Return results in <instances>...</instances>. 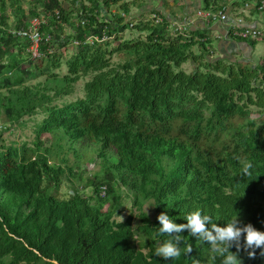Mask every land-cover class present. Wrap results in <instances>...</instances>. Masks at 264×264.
Instances as JSON below:
<instances>
[{"label":"trees","instance_id":"16d2710c","mask_svg":"<svg viewBox=\"0 0 264 264\" xmlns=\"http://www.w3.org/2000/svg\"><path fill=\"white\" fill-rule=\"evenodd\" d=\"M32 1L44 7L48 25L41 31L52 35L40 44L53 50L39 69L21 66L37 57L25 52L29 41L4 28L7 5L15 24L26 25L22 1L0 0L4 119L44 113L32 143L0 137V264H223L209 242L188 229L180 233L181 256L156 255L172 239L159 232L161 212L187 223V215L202 209L219 225L238 215L237 226L264 230V57H222L205 33L173 32L157 12V22L123 23L134 0H70V9L60 0ZM113 4L118 12L108 15L104 7ZM41 13L30 8L28 17ZM63 25L69 26L64 34ZM129 25L138 35L123 38ZM96 36L101 40L89 41ZM69 43L74 49L65 73L54 72L59 48ZM113 55L121 58L113 62ZM32 71L45 78L25 82ZM83 76H89L83 96L55 102ZM85 162L92 167L83 169ZM63 178L71 183L67 198L55 194ZM86 188L88 196L81 193ZM126 199L132 210L118 219ZM236 243L230 250L242 264H264V246L249 256L244 234L239 249Z\"/></svg>","mask_w":264,"mask_h":264},{"label":"rangeland","instance_id":"374dc122","mask_svg":"<svg viewBox=\"0 0 264 264\" xmlns=\"http://www.w3.org/2000/svg\"><path fill=\"white\" fill-rule=\"evenodd\" d=\"M21 8L23 9V14L24 17L22 18V21H25L26 24L28 22V20L30 19L28 11L30 10V8H35L36 10L41 13L42 9L44 7H42L40 4H35L34 1L30 2V0H21ZM61 1V5L63 8H69L71 7V1L70 0H60ZM126 1H131V0H121L120 3L122 2H126ZM137 1V0H135ZM140 0H138L139 2ZM8 3V2H7ZM35 5V6H34ZM118 6V4H113L110 5L109 7H104L108 12V15H110L111 12L117 13L118 10L116 9ZM133 14L135 15L136 13V9L132 8ZM6 13L8 15V18L6 20L7 26L5 27L7 30L13 28V27H18L15 24L16 21V13L13 11V9L7 5L6 7ZM42 14V13H41ZM260 15L264 16V10L260 11ZM147 17H142L141 19H145L148 18ZM139 18L138 16H133L132 14H124L123 15V23H136L138 20L141 19H137ZM131 25V24H130ZM129 27L124 30L122 32V37L123 38H129V37H134L137 36V31L135 29H133L132 27ZM260 27L264 28L262 26V24L259 25ZM259 29V28H258ZM69 30V26L68 25H63L61 26V29L59 30V33H67ZM264 32V31H263ZM264 36V35H263ZM262 36V37H263ZM110 38V37H108ZM96 39L95 37L90 39L89 41L91 42L92 40ZM51 42V40H50ZM56 47V46H55ZM74 49V44L69 43L66 46H63L61 48H59V59H60V66L58 68H54L53 71L54 72H58L60 74H64L66 71V66L64 63V60L72 53ZM17 48H14V51H16ZM25 52L28 53V47L27 49H25ZM252 55L250 56L251 58L248 57V59H253L254 61H261L264 57V42L260 39L256 40V44L254 45V47L252 48ZM21 54L23 55V57L25 58L26 53L21 52ZM25 55V56H24ZM43 56V55H42ZM37 57V58H30V59H25L22 61L21 66L24 67H29L30 69H34L37 68H44V66H46L45 64V58L43 57ZM236 57L239 58H244L246 57V55L244 56L243 54H241V52H239ZM120 55H113L112 56V61L116 62L120 59ZM31 62V63H30ZM182 67L186 70H188L190 68L189 62L183 63ZM45 78V74H36L35 72L32 71V74L30 75V77L28 78V75H25V82L30 83V84H34L35 82L39 81V80H43ZM89 78V76H83L81 77L73 86V89L70 91V93L57 97L55 98V102L58 103H62V102H68L71 100H74L78 97L83 96V83L85 80H87ZM6 88H1L0 89V93H5ZM253 117H257L258 114L255 112H251ZM44 113L42 111H37L35 113L32 114H24L18 121L16 122H10L7 123L4 119L3 116V111L2 108L0 107V137L2 139L5 140V143H9V142H16V143H22V142H27V143H32V141L35 139V128L36 125L41 121V119L43 118ZM42 139H47L49 136L47 134H42ZM1 140V139H0ZM85 164H88L87 166H91L89 165V163H83L82 167L83 169L87 168L85 166ZM92 167V166H91ZM89 168V171L86 172L85 170V174L86 173H91V171H93L92 168ZM97 169V168H96ZM70 186L71 183L66 180V178H63L62 181L60 182L59 188L58 190L55 192V194L60 197V198H67L68 195V191L70 190ZM84 195H90L91 193V189H84L82 190V192ZM144 208L145 210L149 213V215H152V209L150 208L148 203L144 204ZM131 209V203L129 201V199H126L124 201V208L123 211L121 213V215L118 217V219H122V217H126L128 215V213L130 212Z\"/></svg>","mask_w":264,"mask_h":264},{"label":"crops","instance_id":"0c3cea01","mask_svg":"<svg viewBox=\"0 0 264 264\" xmlns=\"http://www.w3.org/2000/svg\"><path fill=\"white\" fill-rule=\"evenodd\" d=\"M258 2L259 0H220L217 5L224 6L226 13V19L223 21H206L196 16L197 10L212 5V0L207 3L208 5L203 0H140L139 2L137 0L134 4H129L128 14L141 19L157 12L169 22L172 31L176 28L175 32L194 37L198 33H205L211 38V45L216 53L222 57L236 58L239 52L250 57L253 47L247 45L242 39L233 40L228 33L231 32L230 25H233L238 17L243 19L239 26L257 27L264 31V28L259 26L262 24L264 27V16L260 15L256 7ZM132 8L137 10L135 15ZM259 39L263 41L262 38Z\"/></svg>","mask_w":264,"mask_h":264},{"label":"clouds","instance_id":"9594fccd","mask_svg":"<svg viewBox=\"0 0 264 264\" xmlns=\"http://www.w3.org/2000/svg\"><path fill=\"white\" fill-rule=\"evenodd\" d=\"M260 1L261 0H259V2L256 4V7L260 3ZM262 9L258 10L262 11ZM152 14L154 13H151L149 17H152ZM130 24L132 25V23ZM174 29L173 32L175 31ZM43 32L49 35L50 40H52V35H50L45 30ZM88 38L90 39V37ZM95 38L96 40H101L98 39L97 36ZM73 43L77 44V41L75 40ZM51 49L53 50L52 47ZM41 51L43 52L42 55L48 53L43 50ZM251 167V163L247 164L244 167V172L248 173ZM236 217L231 218L224 225H219L213 222V217L211 215L204 213L202 209H197L187 215V217L185 218L187 223H177L175 222V220L171 219L167 212H161L158 215V220L161 222L159 232L167 233L172 237V239L165 241L161 246H159L155 250V254L163 256L164 258L173 259L181 256L182 248L179 242L182 241L183 237L182 235H180V233L184 229H188L191 235L196 236L202 241L209 242L213 251L223 257V264H242V260L239 257L238 253L230 250L233 242H237L236 247L237 249H239L240 244L238 242L240 241L242 234H244V247L246 249H251V251L248 252L249 256H255V248L264 246V230L257 229L251 223L245 224L243 226H237L239 221L236 219ZM209 224L211 225V227H209ZM191 250V246H188L187 251L190 252Z\"/></svg>","mask_w":264,"mask_h":264},{"label":"built area","instance_id":"2783aa9c","mask_svg":"<svg viewBox=\"0 0 264 264\" xmlns=\"http://www.w3.org/2000/svg\"><path fill=\"white\" fill-rule=\"evenodd\" d=\"M264 7V0H261L258 4L257 8L260 10ZM55 14L57 15L58 12L55 11ZM197 17H201L202 19H205L206 21H223L226 19V13L224 6H218L214 3L208 7L200 8L196 12ZM152 17H154V20L160 21V18L156 16L155 14H152ZM242 17H238L236 19V22L231 24V34L239 36L240 38L247 39H259L263 35L264 32H262L257 27H249V26H239V24L242 23ZM189 22V20L187 21ZM47 25V19L43 14L32 16L26 25L21 27H13L8 30L9 33H12L13 35H16L22 39H25L29 41L28 51L32 54L34 57H39L43 54V52L40 50V44L41 42L46 44L50 42V36L45 34L43 31H41V27H44ZM176 29V28H175ZM179 29V28H178ZM76 43V42H75ZM48 53L52 52V49L50 46H47L44 50ZM101 193H104V188L102 187Z\"/></svg>","mask_w":264,"mask_h":264}]
</instances>
